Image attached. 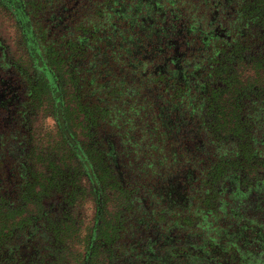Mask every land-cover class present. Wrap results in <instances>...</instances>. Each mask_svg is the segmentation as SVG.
<instances>
[{
  "label": "trees",
  "instance_id": "obj_1",
  "mask_svg": "<svg viewBox=\"0 0 264 264\" xmlns=\"http://www.w3.org/2000/svg\"><path fill=\"white\" fill-rule=\"evenodd\" d=\"M0 5L45 71L59 135L57 147L38 145L36 118L0 107V264H69L84 197L95 212L78 264L100 252L104 264H222L245 203L228 181L253 167L259 137L244 105L230 103L233 126L223 125L226 90L204 94L199 79L172 77L173 64L161 69L168 33L131 20L113 0ZM109 195L121 201L106 220Z\"/></svg>",
  "mask_w": 264,
  "mask_h": 264
},
{
  "label": "flooded vegetation",
  "instance_id": "obj_2",
  "mask_svg": "<svg viewBox=\"0 0 264 264\" xmlns=\"http://www.w3.org/2000/svg\"><path fill=\"white\" fill-rule=\"evenodd\" d=\"M113 1L117 11H129L131 20L155 23L157 30L168 33L171 51L161 69L173 64L168 67L172 77L186 83L199 79L204 94L210 85L226 90L220 97L225 107L223 125L234 115L230 103L244 105L247 128L259 137L254 140L253 167L232 174L228 181L226 190L245 203H237L228 233V242L236 247L223 249L221 262L264 264V0ZM0 8L17 25L12 13L5 6ZM18 29L17 47L0 33V107L11 112L21 106L26 121L37 120L49 97L43 93L45 71L32 58L33 49ZM193 43L197 46L192 47ZM232 126L229 122L228 128Z\"/></svg>",
  "mask_w": 264,
  "mask_h": 264
},
{
  "label": "rangeland",
  "instance_id": "obj_3",
  "mask_svg": "<svg viewBox=\"0 0 264 264\" xmlns=\"http://www.w3.org/2000/svg\"><path fill=\"white\" fill-rule=\"evenodd\" d=\"M18 32L19 29L14 23L13 18L8 14V11L0 8V33L5 38L7 37L15 47L19 44ZM76 120L74 121V129L79 132ZM229 122V120H225V126L228 127ZM34 137L38 145L58 146L59 135L51 116V101L49 97L44 99L43 104L39 109L37 120L34 123ZM120 201L121 199L119 196L109 195L106 202V220L112 217V214ZM94 212L95 204L91 197H84L77 202L74 210L76 225L73 227V238H71L70 241L71 254H69V264H78L79 259H81L80 250L83 248H80L79 245H82L88 239L89 229L93 223ZM80 240L81 242H79ZM104 263L102 253H97L92 264Z\"/></svg>",
  "mask_w": 264,
  "mask_h": 264
}]
</instances>
